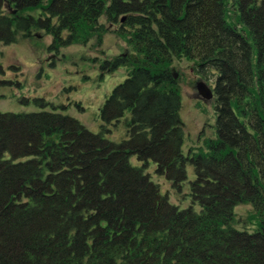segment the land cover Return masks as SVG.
Instances as JSON below:
<instances>
[{
	"label": "trees",
	"instance_id": "1",
	"mask_svg": "<svg viewBox=\"0 0 264 264\" xmlns=\"http://www.w3.org/2000/svg\"><path fill=\"white\" fill-rule=\"evenodd\" d=\"M116 24L131 52L103 68L131 69L99 132L54 111H0V264H264V0H0L3 44L41 30L57 52L100 44ZM182 58L217 72L216 138L186 155L171 71ZM151 163L180 193L193 166L190 205L160 192ZM239 203L254 232L233 227Z\"/></svg>",
	"mask_w": 264,
	"mask_h": 264
},
{
	"label": "rangeland",
	"instance_id": "2",
	"mask_svg": "<svg viewBox=\"0 0 264 264\" xmlns=\"http://www.w3.org/2000/svg\"><path fill=\"white\" fill-rule=\"evenodd\" d=\"M33 13L37 15L39 11ZM118 26L108 25L100 44L93 38L86 44L61 47L57 52L48 49L51 36L41 30H34L26 38L19 37L14 43L0 42V111H54L74 117L91 132H99L101 106L131 69V66H119L113 71L103 68L106 60L131 52L125 39L117 35ZM171 71L172 75H177L174 79L181 98L182 153L186 155L190 149L206 150L204 141L216 138V111L213 98L204 100L196 90V83L202 80L213 88L217 72L210 69L199 73L194 61L186 58L174 60ZM111 129L106 135L108 139L119 141L125 137L124 118ZM131 162L139 164L135 157H131ZM147 171L171 203L179 208L190 205V196L183 193L190 192L189 182L195 177L191 164L186 165L187 178L182 183L181 193L164 176L154 173V164L151 163ZM194 208L199 210L197 204ZM257 221L250 204L235 205L234 228L254 232Z\"/></svg>",
	"mask_w": 264,
	"mask_h": 264
},
{
	"label": "water",
	"instance_id": "3",
	"mask_svg": "<svg viewBox=\"0 0 264 264\" xmlns=\"http://www.w3.org/2000/svg\"><path fill=\"white\" fill-rule=\"evenodd\" d=\"M6 7L10 10L11 13H15V9H10V5L7 3ZM123 20V18L121 19ZM177 75L176 73H173V78H175ZM196 90L198 94L204 99V100H210L213 98V88H210L204 81L200 80L196 83Z\"/></svg>",
	"mask_w": 264,
	"mask_h": 264
}]
</instances>
